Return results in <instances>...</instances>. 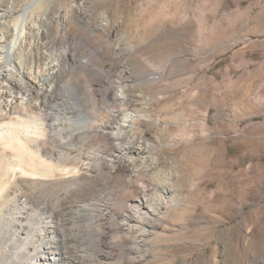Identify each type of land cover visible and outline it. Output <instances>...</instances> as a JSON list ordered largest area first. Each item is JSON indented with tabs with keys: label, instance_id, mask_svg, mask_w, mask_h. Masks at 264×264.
Masks as SVG:
<instances>
[{
	"label": "rangeland",
	"instance_id": "1",
	"mask_svg": "<svg viewBox=\"0 0 264 264\" xmlns=\"http://www.w3.org/2000/svg\"><path fill=\"white\" fill-rule=\"evenodd\" d=\"M34 25L67 65L61 86L93 117L66 144L52 133L41 146L54 161L69 156L67 167L92 168L30 181L24 227L38 235L49 222L79 234L87 264H264V0H48ZM40 93L34 109L44 114ZM57 102L50 97L52 117L63 122L72 114ZM132 111L134 126L118 130ZM140 145L151 152L139 155ZM121 156L135 160L131 169L110 166ZM165 182L176 202L151 219L140 246L143 235L129 228L138 223L124 215L142 189L153 201ZM14 217L0 213V264L26 243L4 232Z\"/></svg>",
	"mask_w": 264,
	"mask_h": 264
},
{
	"label": "bare ground",
	"instance_id": "2",
	"mask_svg": "<svg viewBox=\"0 0 264 264\" xmlns=\"http://www.w3.org/2000/svg\"><path fill=\"white\" fill-rule=\"evenodd\" d=\"M47 1L26 0L23 12L10 24H6L2 21L15 12L16 0H0V213L18 214L17 218L12 219L13 223L5 227L4 232L11 234L13 241L25 240L26 242L25 245L22 243L14 245L12 242L14 245L11 248L12 254L3 258L7 264H87V249L77 245L80 243L79 234L74 233V235L72 232L67 234L68 232L64 231L65 228L55 227L54 223L51 225L49 222L38 235L31 227H24L30 206L22 203L21 199L30 191V184H28L30 181L46 183L47 179L57 176V173L61 176L69 174L77 176L80 172L92 168V162L89 160L87 162L78 160L79 165L74 169L67 167L69 156L60 152L58 160L54 161L50 151L41 146L40 140L48 139L52 133L61 135V142L66 144L87 130L89 126L85 120L93 118L92 115L89 117L84 113L82 99L77 91L70 85L61 86L60 84V78L66 71L67 65L54 58L50 52V44L39 37L41 30H38L37 34L34 33V30H37L34 25L35 12ZM34 92L37 95L41 94L40 92L45 93L44 104L49 112L40 114L42 111L34 109ZM118 96L124 105L129 104V99L123 94ZM50 97L57 98V104L62 105V110H69L72 114L61 115L65 122H62L60 118L52 117L55 115H53L54 107L49 105ZM36 111L40 113L37 114ZM51 117L53 123L48 124ZM138 118L139 116L133 111L127 112L122 115L119 126L116 128L130 129ZM117 135L119 136L116 134L115 137ZM120 150L123 155L124 149L120 148ZM136 150L139 155H144L151 152V147L143 148L140 145ZM117 158V161H112L110 166L131 169L134 165L135 160L123 158V156ZM161 184L156 190V199L153 201L148 198V189L144 186L139 204L128 206L130 215L128 213L124 215L128 225L134 220L138 223L129 228L136 229L143 235V239H139L138 242L140 246L146 244L144 237L155 228L151 219L160 215L170 203L174 205L176 202L168 199L173 192L172 183ZM88 195L89 193H84L83 197L89 199ZM108 208L106 205L103 209L99 208L102 216L106 214ZM146 208L151 210L152 217L142 211ZM39 230H41L40 227ZM22 235L26 237L23 238ZM6 245L9 244L6 243ZM75 253H81L79 258H74Z\"/></svg>",
	"mask_w": 264,
	"mask_h": 264
}]
</instances>
